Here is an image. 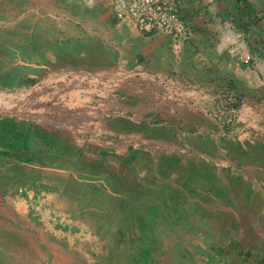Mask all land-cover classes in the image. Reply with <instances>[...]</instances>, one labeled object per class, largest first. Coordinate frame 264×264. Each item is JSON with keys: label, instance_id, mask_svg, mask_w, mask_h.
I'll return each instance as SVG.
<instances>
[{"label": "crops", "instance_id": "obj_1", "mask_svg": "<svg viewBox=\"0 0 264 264\" xmlns=\"http://www.w3.org/2000/svg\"><path fill=\"white\" fill-rule=\"evenodd\" d=\"M179 9L190 37L177 52L117 23L112 0H0L1 111L17 106L66 177L53 180V229L65 240L80 231L82 250L93 237L109 264H147L143 241L209 236V226L228 237L259 220L264 233V70L239 47L240 36L264 63V0ZM139 68L189 102L166 105L149 79L122 75ZM224 90L238 110L227 133ZM97 132L136 142L107 149Z\"/></svg>", "mask_w": 264, "mask_h": 264}, {"label": "rangeland", "instance_id": "obj_2", "mask_svg": "<svg viewBox=\"0 0 264 264\" xmlns=\"http://www.w3.org/2000/svg\"><path fill=\"white\" fill-rule=\"evenodd\" d=\"M33 142L19 124L17 106L0 110V264H109L105 246L97 251L93 237L82 250L80 231L65 240L64 229H53L52 196L59 192L53 180L66 177L53 174V156ZM250 227L228 237L217 235L215 225L209 236L184 232L172 241L142 240V253L147 264H264V233L255 232L262 223Z\"/></svg>", "mask_w": 264, "mask_h": 264}, {"label": "built area", "instance_id": "obj_3", "mask_svg": "<svg viewBox=\"0 0 264 264\" xmlns=\"http://www.w3.org/2000/svg\"><path fill=\"white\" fill-rule=\"evenodd\" d=\"M114 8V18L117 23L123 26L133 27L143 35H163L170 39L175 51H180L184 42L190 37L189 25L183 20L179 9V0H112ZM239 47L243 52V61L247 64H254L262 68L263 63L247 48V44L242 41ZM123 76L128 79H149L153 87H158L157 91L152 90L162 103L166 105L177 104L187 101L188 97L180 94L176 89L159 75L149 73L143 68L126 70L122 69ZM120 73V71H118ZM220 110L226 114L225 120L217 123L220 129L227 133L225 124H231L238 117V110L235 108V96L224 90L219 94ZM219 99V98H218ZM1 110V109H0ZM209 116V114H206ZM220 122V121H219ZM103 140L101 144L104 148L117 150L120 147H130L136 139L132 137L115 138L105 132H97ZM107 141V142H105Z\"/></svg>", "mask_w": 264, "mask_h": 264}, {"label": "bare ground", "instance_id": "obj_4", "mask_svg": "<svg viewBox=\"0 0 264 264\" xmlns=\"http://www.w3.org/2000/svg\"><path fill=\"white\" fill-rule=\"evenodd\" d=\"M262 69L264 70V63H263V65H262Z\"/></svg>", "mask_w": 264, "mask_h": 264}]
</instances>
